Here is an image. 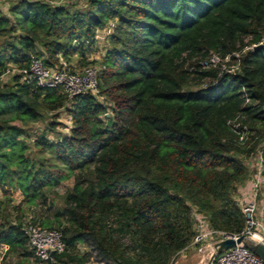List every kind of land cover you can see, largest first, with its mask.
<instances>
[{"label": "trees", "instance_id": "16d2710c", "mask_svg": "<svg viewBox=\"0 0 264 264\" xmlns=\"http://www.w3.org/2000/svg\"><path fill=\"white\" fill-rule=\"evenodd\" d=\"M83 3L71 9L63 1L16 0L6 13L0 8V72L27 66L31 56L56 65L76 54L83 63L77 67L103 65L101 101L16 75L0 87V113L9 112L0 115V186H13L29 203L75 173L64 223L38 222L62 231L60 264L85 261L88 252L77 243L86 239L120 264H168L194 234L187 201L210 226L240 231L234 192L247 174L240 157L255 149L260 133L239 145L226 120L238 115L248 130L264 125V0ZM104 25L106 46L88 60L85 51ZM210 50L240 51L237 68L218 74L215 66L201 67ZM60 111L67 132L34 138L50 154L30 156L23 124ZM258 146L264 171L263 135ZM25 224L2 220L0 245L24 254Z\"/></svg>", "mask_w": 264, "mask_h": 264}, {"label": "built area", "instance_id": "2783aa9c", "mask_svg": "<svg viewBox=\"0 0 264 264\" xmlns=\"http://www.w3.org/2000/svg\"><path fill=\"white\" fill-rule=\"evenodd\" d=\"M14 1L16 0H0V8L3 4ZM52 1L62 2V0ZM263 41L264 38H261L259 43ZM239 57L240 51H231L220 56L217 52L210 50L206 56L198 60V64L201 67L215 66L218 68V74L221 72L230 73L237 68ZM102 67L103 65L100 63H90L70 68L63 58H60L56 65H47L40 57L31 56L27 66L8 64L0 72V76L16 75L20 81L24 82H34L43 86L58 85L69 97L75 94L90 93L96 100L101 101L103 95L99 91L97 77ZM262 108L264 110V105ZM226 123L235 132L236 142L247 147L250 144L248 141L249 130L240 123L239 116L228 118ZM263 189V160L261 149L257 145L254 149V162L251 170L242 186L237 187V196H234L244 216L242 229L238 232H229L212 227L203 216L192 212L194 234L181 249L188 245H201L200 248L205 251L204 264H264L263 260L249 247L251 243L264 244V199H261ZM23 231L26 243L32 249L35 257L43 262H48V264H58L55 254L64 248L63 234L60 228L46 227L38 222H28L23 227ZM239 235H242L241 241L217 250V242L225 238L235 239Z\"/></svg>", "mask_w": 264, "mask_h": 264}, {"label": "rangeland", "instance_id": "374dc122", "mask_svg": "<svg viewBox=\"0 0 264 264\" xmlns=\"http://www.w3.org/2000/svg\"><path fill=\"white\" fill-rule=\"evenodd\" d=\"M71 9H80L84 7V0H62ZM11 3V2H10ZM5 3L2 5V12L6 13L7 6L10 4ZM109 28L103 26L101 29L96 31L95 43L91 45L86 51L85 55L88 60L96 59L103 52L106 43L104 35L108 32ZM69 65L77 67L80 64L78 56L76 54L66 61ZM85 63V62H84ZM225 63V62H223ZM218 66V65H217ZM11 76L3 75L0 76V87L3 84L11 82ZM204 79L202 82H207ZM191 87H195L192 85ZM8 111L0 113L2 116L8 115ZM51 122H55V125L51 128ZM244 124V123H241ZM69 121L63 112L60 111L58 115H53L50 112H45L42 117L35 121H27L23 124L26 134L23 133L20 137L26 144V152L34 157L39 158L49 155L47 149H41L40 144H34V141L39 137L55 138L58 134L66 133ZM247 127V125L245 124ZM253 132L260 133V137L264 136V125L256 124V127L249 130V134ZM259 137L256 146L260 143L261 138ZM250 143V141H249ZM243 163L247 169V175L249 174L252 164L254 162V149L246 155H242ZM75 173H71L67 178L60 181L55 186L43 188V195H38L32 202L27 203L21 199V194L13 186H7L4 190L0 186V222L4 219L9 222H14L19 219L23 224L34 221L40 222L43 219H49L52 221V225L56 226V219L60 223H64V194L71 187L73 183V177ZM245 179L240 181L237 187L242 186ZM264 190V189H263ZM262 190L261 199H264V191ZM238 191L234 192V196H237ZM190 206V211L197 212L202 216V212L198 210L197 206L187 201ZM26 243V242H25ZM78 251L85 250L88 252V258L81 264H120L117 260H113L108 256L100 255L93 247L91 241L86 239L77 243ZM201 245H188L184 249H179L175 252L168 262V264H204L205 258L203 248ZM25 253H20L22 250H9L6 245H0V264H48L34 257L32 249L26 243V247L23 250ZM58 264H60L58 262ZM66 264H74L67 262Z\"/></svg>", "mask_w": 264, "mask_h": 264}, {"label": "water", "instance_id": "95a60500", "mask_svg": "<svg viewBox=\"0 0 264 264\" xmlns=\"http://www.w3.org/2000/svg\"><path fill=\"white\" fill-rule=\"evenodd\" d=\"M242 239V235L237 236L235 239L225 238L219 242H217V250L222 248H226L228 246L233 245L235 242H239ZM249 247L254 251L256 255H258L264 262V244L262 243H251Z\"/></svg>", "mask_w": 264, "mask_h": 264}]
</instances>
